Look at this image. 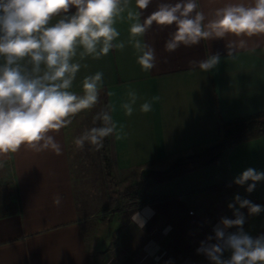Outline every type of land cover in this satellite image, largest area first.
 <instances>
[{
    "label": "crops",
    "instance_id": "obj_1",
    "mask_svg": "<svg viewBox=\"0 0 264 264\" xmlns=\"http://www.w3.org/2000/svg\"><path fill=\"white\" fill-rule=\"evenodd\" d=\"M176 2L151 0L141 10L131 0L115 24L120 32L117 42L125 43L124 50L113 49L98 60L75 58L82 67L71 91L78 95L83 94L85 76L103 73L100 95L113 106L118 128L123 126L121 138L110 136L109 146H113L117 166L121 162L124 170L157 167L211 146L222 140L224 123L264 112V36L245 37L249 49L255 51L240 50L234 57L227 56L226 48L227 42L238 39L232 36L202 40L191 47L181 45L169 53L164 45L174 25L154 23L139 39L154 47L157 67L142 71L136 50L128 43L134 21L127 12L140 13L143 22L160 3ZM197 2L198 10L212 19L216 8L229 3L251 5L254 0ZM74 12L70 8L67 15ZM216 53L221 60L212 71L189 66L190 60H205ZM129 86L140 99L133 114L126 116L120 105L127 99ZM153 97L159 99L153 101L152 111L142 113L139 105ZM50 134L61 144V155L51 150L36 153L22 146L8 155L0 169V264H212L197 249L202 241L214 237L221 218H235L229 203L239 195L262 204L254 198L255 191H246L251 181L243 186L233 181L248 168L264 172V137L237 145L208 167L149 187L145 193L150 200L113 213L111 235L97 241L93 249L88 236L92 215L86 218L79 213L75 197L68 126ZM256 187L264 188V181ZM57 194L62 197L59 207L53 205ZM240 211L247 232L258 214L249 215L247 208ZM135 213L143 227L132 221ZM230 255L225 251L223 258Z\"/></svg>",
    "mask_w": 264,
    "mask_h": 264
},
{
    "label": "clouds",
    "instance_id": "obj_2",
    "mask_svg": "<svg viewBox=\"0 0 264 264\" xmlns=\"http://www.w3.org/2000/svg\"><path fill=\"white\" fill-rule=\"evenodd\" d=\"M130 2L0 0V169L5 167L8 155L22 146L36 153L51 150L56 155L62 154L61 144L50 133L67 127L78 113L96 106L103 85V73L96 72L84 77L82 95L71 91L82 67L75 58L98 60L113 49L124 50L125 43L117 42L120 32L115 24L129 9ZM150 3L151 0H135L141 10ZM73 7L75 12L67 15ZM198 9L197 0L160 3L143 22L139 19L140 13L128 10V19L134 21L129 27L128 43L136 50L142 71L157 67L154 47L139 39L154 23L162 27L174 25L164 45L169 53L181 45L191 47L202 40L232 36L238 39L227 42L226 48L227 56L234 57L240 50L255 51V48L249 49L245 37L264 36V0H254L251 5L226 4L214 10L212 19ZM220 60V54L216 53L205 60L188 63L193 69L198 67L202 72H209ZM126 97L120 107L126 116H131L140 97L130 86ZM158 99L145 100L139 110L152 111V103ZM113 111V106L108 104L96 114L94 122L100 121L101 126L86 129L75 138L77 149L83 150L87 143L99 151L106 137L121 138L123 126L118 128ZM249 181L246 191L251 193L257 182L264 181V172L248 168L233 182L243 186ZM61 203L59 194L53 197L54 206L59 207ZM228 207L235 218H221L214 228V237L202 241L197 252L206 255L212 264H264V234L253 238L246 233L245 215L240 211L247 208L249 215H257L264 211V206L236 195ZM132 221L143 227L139 213L133 214ZM231 228L237 231L229 232ZM225 251L231 252L230 258H223Z\"/></svg>",
    "mask_w": 264,
    "mask_h": 264
},
{
    "label": "trees",
    "instance_id": "obj_3",
    "mask_svg": "<svg viewBox=\"0 0 264 264\" xmlns=\"http://www.w3.org/2000/svg\"><path fill=\"white\" fill-rule=\"evenodd\" d=\"M100 102L102 104L101 109L108 105L105 95H101ZM101 109H93L91 116L85 118L84 124H86L88 127L91 126V128L101 126L100 121L94 122L93 119L96 114L101 111ZM222 132L223 138L221 141L211 146H207L201 150L194 151L193 153H190L188 155L177 156L165 170H151L144 176L143 180L140 183L133 184L123 192L119 193V199L123 205L119 203L116 207V211L123 209L125 207L124 203L129 201V199L131 198L133 199L137 197L140 201L139 203H145L149 201L150 198L145 193L149 187L156 184L173 181L174 179H177L183 175H187L208 167L221 159L228 150L236 147L237 145L264 137V112L246 118H238L224 123L222 125ZM109 143L110 136L104 139V146L97 152V155L99 154L102 162L104 163L105 169L110 172L112 162L109 155ZM71 146L73 145H71L70 143L69 154L71 160V174L75 188V197L77 200L79 213L88 218L89 216L94 214L93 209L90 208V206H93L92 201L94 199L96 203H100V201L99 198L94 197L93 194L89 195L88 193H86V187L84 185L85 181L81 176V172L91 174L90 180H92V183L95 187V185L97 186V184L99 183L98 181H101L100 178L102 176L104 167H102L103 165L97 167V165L93 164L95 162V158H93V155L95 157L96 154L92 150V145L86 143L85 152H81L82 155H80V157L76 155L74 158H72L71 155ZM88 149L89 152L87 151ZM161 162L162 161H159L158 163L160 164ZM86 166L93 167L97 173H95L94 175V173L91 172L92 170H90L88 173V169H86ZM7 186L10 187L9 182ZM129 207H132L131 203L126 206V208Z\"/></svg>",
    "mask_w": 264,
    "mask_h": 264
},
{
    "label": "rangeland",
    "instance_id": "obj_4",
    "mask_svg": "<svg viewBox=\"0 0 264 264\" xmlns=\"http://www.w3.org/2000/svg\"><path fill=\"white\" fill-rule=\"evenodd\" d=\"M100 101H101V95H99V103L96 106H94L92 109L84 110L78 113L75 117L72 118V123L68 125L67 135L69 138V142H71V145H73L71 146L72 158H74L76 155L80 157V155H82V153L85 152V147L83 150L76 148L74 144V139H75L74 137L76 138L79 137L86 129L91 128V126L88 127L86 124H84L85 123L84 120L86 117L91 116L93 109L94 110L101 109L102 104ZM92 150L97 155L98 151H95L94 147ZM87 151L89 152V149ZM113 154H114L113 146H110L109 155H110V159L112 162L110 172L107 169H105L104 163L102 162V159L99 156V154L97 156L95 155V157L93 155V158H95L94 160L95 162L93 164L97 165V167H100V165H103L102 167H104L102 176L100 178L101 181L100 180L98 181L99 183L97 184V186L95 185L94 187L92 180H90L91 174H86V173L81 172V176L85 181L84 185L86 187L85 188L86 193H88L89 195L93 194V196L96 198H99L100 203H102V204L96 203L94 199L93 200L94 202L92 201L93 206L92 207L90 206V208L93 209L94 214L92 215L93 221L91 222L93 224V228H91L88 231L89 233L88 236L90 238L89 241L91 242L90 243L91 248L93 247V249L95 248V244L97 241H101L103 239L108 238L109 235H111L112 233L111 231L112 227L110 225L109 219L111 218L112 220V218L114 217V216L112 217L113 213L117 212L116 211L117 205L121 203L118 194L123 192L129 186L140 183L143 180L144 176L149 171L165 170L173 161V159L169 160L168 162H166V164H162L157 167H153V166H151L150 168L137 167V168L124 170L123 168H121L122 166L121 162L118 163L117 161L118 163V166H117L115 159L113 158L114 157ZM184 155H188V154L186 153ZM86 167H87L86 169H88L87 170L88 173L90 170H92L91 172H93L94 175L95 173H97L93 167H90V166L89 167L86 166ZM257 187H255L254 189L255 191L254 198L261 201L262 202L261 206H264V188L260 189ZM139 202L140 201L137 197L133 199L131 198L129 199V201L124 203L125 204L124 208L127 209L126 206H128L129 203H131L132 205L131 208H133L137 206L138 204H140ZM91 223H89L90 226H92ZM246 233H248L253 238H256L264 234V211H262L260 214L255 216L254 221L251 223ZM113 235L115 236L116 232H113ZM113 235L111 236L112 238H114Z\"/></svg>",
    "mask_w": 264,
    "mask_h": 264
}]
</instances>
